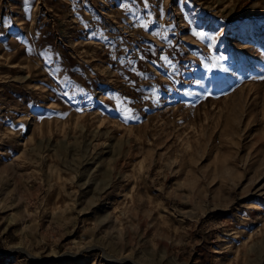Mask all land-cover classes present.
I'll return each instance as SVG.
<instances>
[{
    "label": "rangeland",
    "instance_id": "1",
    "mask_svg": "<svg viewBox=\"0 0 264 264\" xmlns=\"http://www.w3.org/2000/svg\"><path fill=\"white\" fill-rule=\"evenodd\" d=\"M260 77L264 0H0V264H264Z\"/></svg>",
    "mask_w": 264,
    "mask_h": 264
},
{
    "label": "snow or ice",
    "instance_id": "2",
    "mask_svg": "<svg viewBox=\"0 0 264 264\" xmlns=\"http://www.w3.org/2000/svg\"><path fill=\"white\" fill-rule=\"evenodd\" d=\"M145 6H147V0H145ZM29 19H30V17H29ZM142 27H147V25L145 24V25H141ZM155 34V33H154ZM92 35H95V33H93ZM192 35H194V36H196V37H198V38H203V33H199V32H195V31H193V33H192ZM42 55H43V53H41ZM162 59H167L166 57H162ZM220 59H224V57H220ZM213 66H215V65H213ZM261 79H264V77H260ZM64 95H67V93H64ZM130 112H131V110L130 109H126L125 110V112H124V119H125V121H127L129 118H130ZM21 127H23V126H21Z\"/></svg>",
    "mask_w": 264,
    "mask_h": 264
},
{
    "label": "bare ground",
    "instance_id": "3",
    "mask_svg": "<svg viewBox=\"0 0 264 264\" xmlns=\"http://www.w3.org/2000/svg\"><path fill=\"white\" fill-rule=\"evenodd\" d=\"M214 253H220L218 250H214Z\"/></svg>",
    "mask_w": 264,
    "mask_h": 264
}]
</instances>
